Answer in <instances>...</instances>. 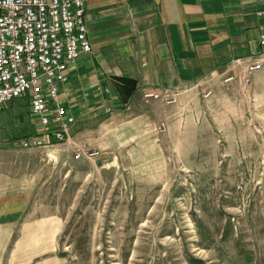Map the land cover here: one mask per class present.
I'll return each instance as SVG.
<instances>
[{"label":"rangeland","instance_id":"1","mask_svg":"<svg viewBox=\"0 0 264 264\" xmlns=\"http://www.w3.org/2000/svg\"><path fill=\"white\" fill-rule=\"evenodd\" d=\"M225 77L174 103L142 94L121 126L79 119L49 147L19 144L38 132L25 98L1 109L0 181L29 187L65 228L35 250L0 244V264H264V69L249 85ZM139 113L149 120L128 125Z\"/></svg>","mask_w":264,"mask_h":264},{"label":"crops","instance_id":"2","mask_svg":"<svg viewBox=\"0 0 264 264\" xmlns=\"http://www.w3.org/2000/svg\"><path fill=\"white\" fill-rule=\"evenodd\" d=\"M260 9L264 0H85L92 51L69 71L77 120L87 126L103 115L121 126L145 91L182 93L236 72L239 61H250L262 49ZM122 76L137 81L128 101L116 89ZM139 117L149 120V114L139 113L127 124ZM79 125L73 126V137ZM8 188L9 180L0 181V244L12 242L18 250L23 244L35 249L54 244L65 228L55 206L48 210L44 202H34L29 187L13 193Z\"/></svg>","mask_w":264,"mask_h":264},{"label":"built area","instance_id":"3","mask_svg":"<svg viewBox=\"0 0 264 264\" xmlns=\"http://www.w3.org/2000/svg\"><path fill=\"white\" fill-rule=\"evenodd\" d=\"M13 4L0 0V110L18 98L28 101L38 132L19 141L24 148L70 143L77 115L72 110L69 71L92 51L85 0H13ZM256 14L261 19L262 49L250 61H239L237 71L226 76L225 82L249 85L256 72L264 69V9ZM177 93L169 88L145 91L143 101L174 103ZM164 127L163 123L160 129ZM99 153L82 148L75 157Z\"/></svg>","mask_w":264,"mask_h":264},{"label":"trees","instance_id":"4","mask_svg":"<svg viewBox=\"0 0 264 264\" xmlns=\"http://www.w3.org/2000/svg\"><path fill=\"white\" fill-rule=\"evenodd\" d=\"M118 84L116 85V89L121 94V97L124 101H128L129 98L134 94L137 88V81L130 76H122L118 77Z\"/></svg>","mask_w":264,"mask_h":264},{"label":"clouds","instance_id":"5","mask_svg":"<svg viewBox=\"0 0 264 264\" xmlns=\"http://www.w3.org/2000/svg\"><path fill=\"white\" fill-rule=\"evenodd\" d=\"M5 4L6 5H11V6H15L14 4H13V0H5Z\"/></svg>","mask_w":264,"mask_h":264}]
</instances>
